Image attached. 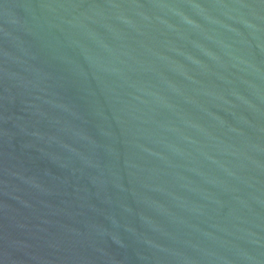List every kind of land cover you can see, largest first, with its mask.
I'll list each match as a JSON object with an SVG mask.
<instances>
[{
    "label": "water",
    "instance_id": "water-1",
    "mask_svg": "<svg viewBox=\"0 0 264 264\" xmlns=\"http://www.w3.org/2000/svg\"><path fill=\"white\" fill-rule=\"evenodd\" d=\"M0 264H264V0H0Z\"/></svg>",
    "mask_w": 264,
    "mask_h": 264
}]
</instances>
